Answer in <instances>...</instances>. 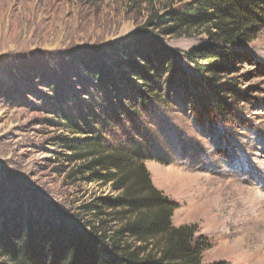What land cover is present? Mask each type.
<instances>
[{"label": "rangeland", "instance_id": "obj_1", "mask_svg": "<svg viewBox=\"0 0 264 264\" xmlns=\"http://www.w3.org/2000/svg\"><path fill=\"white\" fill-rule=\"evenodd\" d=\"M173 7L181 3L0 0V211L44 202L42 216L60 205L77 224L84 205L115 195L110 183L75 173L83 163L58 138L86 135L68 130L67 114L88 136L144 156L154 185L178 203L174 225L196 224L209 239L205 263L264 264V23L234 47L239 54L218 71L217 86L164 89L165 102L143 105L125 78L101 85L81 63L84 47L126 40L151 13ZM149 32L181 52L208 42L206 34ZM203 92L217 93L220 106L195 110L191 100ZM215 216L227 219L225 229Z\"/></svg>", "mask_w": 264, "mask_h": 264}, {"label": "trees", "instance_id": "obj_2", "mask_svg": "<svg viewBox=\"0 0 264 264\" xmlns=\"http://www.w3.org/2000/svg\"><path fill=\"white\" fill-rule=\"evenodd\" d=\"M177 1L181 7L151 13L145 25L126 40L84 47L82 56L87 60L81 63L88 73L101 85L113 88L125 78L143 105L147 100L165 102L164 89L171 93L194 90L198 83L217 86L218 71L239 54L234 47L252 41L260 31L264 3ZM149 28L169 36L206 34L208 42L181 52L165 46ZM191 101L199 112L221 103L215 92H203ZM64 118L68 130L86 135L58 138L70 151V160L83 163L75 173L88 172V180L110 183L115 195L84 205L85 217L83 214L77 224L66 220L60 205L48 206V214L42 216L44 202L41 206L36 202V209L30 207L29 211L19 208L7 214L6 209L1 210L0 257L4 264H228L225 260L203 261L211 244L196 224L174 225L178 203L154 185L142 154L120 145L110 147L100 134L88 136L80 124L69 123V115Z\"/></svg>", "mask_w": 264, "mask_h": 264}, {"label": "bare ground", "instance_id": "obj_3", "mask_svg": "<svg viewBox=\"0 0 264 264\" xmlns=\"http://www.w3.org/2000/svg\"><path fill=\"white\" fill-rule=\"evenodd\" d=\"M218 208V207H217ZM195 214H196V217L197 218H199V214H200V212H195ZM214 220H215V227H216V229H219V228H223V229H225V227L228 225L227 223H228V221H227V219H225V218H223V219H219L218 217H214ZM262 221V220H261ZM231 223V222H230ZM257 223H259V222H257ZM256 223V224H257ZM256 227V226H255ZM228 231L229 230H223L222 232H224L223 234H225V235H227V233H228ZM230 253V252H229ZM228 254V252L227 251H221L220 252V255H227Z\"/></svg>", "mask_w": 264, "mask_h": 264}]
</instances>
